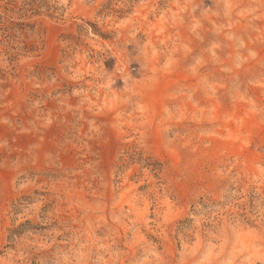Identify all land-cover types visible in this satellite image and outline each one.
<instances>
[{
  "label": "rangeland",
  "instance_id": "1",
  "mask_svg": "<svg viewBox=\"0 0 264 264\" xmlns=\"http://www.w3.org/2000/svg\"><path fill=\"white\" fill-rule=\"evenodd\" d=\"M0 264H264V0H0Z\"/></svg>",
  "mask_w": 264,
  "mask_h": 264
}]
</instances>
